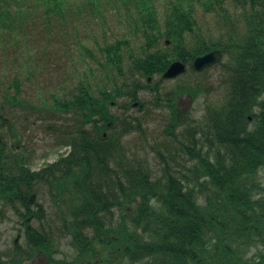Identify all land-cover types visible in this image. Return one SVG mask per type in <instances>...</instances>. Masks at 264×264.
<instances>
[{
    "label": "trees",
    "instance_id": "trees-1",
    "mask_svg": "<svg viewBox=\"0 0 264 264\" xmlns=\"http://www.w3.org/2000/svg\"><path fill=\"white\" fill-rule=\"evenodd\" d=\"M199 8L213 16L212 35L199 23ZM67 21H80L88 30L79 43L85 51L92 48L90 39L121 34L95 43L94 61L112 87L100 85L97 96L88 83L70 101L55 102L57 111L75 110L80 124L58 140L70 153L39 171L26 166L25 148L17 150L0 136V221L8 208L26 226L25 244L15 242L12 251L0 254V264L35 259L93 264L104 262L103 256L108 264H264L262 255L257 261L241 253L264 240V183L258 173L264 169V144L259 142L257 163H251V134L241 147L237 131L264 86V0H0L3 41L22 38L38 22L46 33L56 27L65 33ZM0 49L11 47L2 42ZM213 50L225 58L219 64L218 92L204 117L192 119L180 98L201 97L199 76L210 68L198 73L193 62ZM176 60L189 66L185 75L193 76L194 85L164 90V73ZM18 81L8 86L13 90L8 99L21 94ZM141 92L153 95L152 108L170 115L174 144L167 152L174 150V163L164 161L158 177L122 144L139 126L118 128L120 118L111 112L121 96L128 100V111L140 102ZM139 105L142 111L145 105ZM3 127L12 129L9 123ZM181 156L187 163L178 160ZM39 183L54 208V227L45 223L43 206L34 209L29 203ZM62 240H69L73 260L56 258Z\"/></svg>",
    "mask_w": 264,
    "mask_h": 264
},
{
    "label": "rangeland",
    "instance_id": "rangeland-1",
    "mask_svg": "<svg viewBox=\"0 0 264 264\" xmlns=\"http://www.w3.org/2000/svg\"><path fill=\"white\" fill-rule=\"evenodd\" d=\"M197 18L207 35H212L215 32L211 14H206L199 8ZM35 25L31 24L22 38L13 41L0 40V43L5 42L11 47L9 50L0 49V136L9 146L25 148L31 155L29 166L33 170H38L48 162L54 161L59 155H66L68 147L58 142V139L74 130L75 125L80 124V116L77 112L57 111L55 102L70 101L73 95L79 91V86H86L88 83L92 85L97 96H100V92L97 91L100 85L112 84L103 77L94 61V54L98 53L95 43L103 44L106 39L111 41L121 34L114 32L112 36L103 40L100 38L99 42L91 39L89 42L85 40L92 47L85 51L79 45L82 43L80 41L84 39L81 34L85 33V30L88 31L83 28L82 22L67 21L63 26L65 33L56 30L59 27H56L51 33H46L42 30L41 23L38 22ZM91 53L92 56H90ZM99 57L97 54L96 58ZM221 72L220 66H217L199 76L198 81L202 84L203 92L197 100L186 96L180 98V107L184 112H189L192 119L194 117L198 120L202 119L205 108L214 103L215 99L212 100V95L216 96V92H218L217 77ZM187 76L180 77L178 80L183 79L181 82L178 80L165 82L163 89L170 90L178 84H187L188 82L194 85L193 76ZM14 80H19L18 82L21 84V94L16 95L15 100L7 98L11 97L10 94L13 93V90L9 91L7 88ZM108 87L110 88L112 85ZM219 93L221 94L220 90ZM139 96L140 102L145 103L146 109L143 107V110L139 111V106H137V108L129 107L127 111L124 106L128 100L121 96L116 101L117 104L111 105V112L120 118L117 124L118 128L125 124L139 126L138 131L124 136L122 144L135 161L145 163L155 174V177H158L163 163H174L171 160L174 150L170 154L167 152V149H170L169 147L174 144L168 134L170 115L165 110L151 107L150 100L153 95L141 92ZM121 108L123 109L121 110ZM134 117L137 119L136 123L132 121ZM7 123L11 124V131L3 127ZM176 134H180V132ZM178 160L181 163L186 162L184 156ZM35 188H38L36 189L38 192L37 202L42 204L45 209L47 216L45 223L54 227L53 221L56 217H54V208L48 194L41 183L36 184ZM7 213V218L0 221V254L12 251L15 242L20 245L25 244L23 233L26 226L23 220L13 211ZM28 223L31 226L37 225V222L32 219ZM60 245V251L56 253V258L73 260L76 253L71 248L69 240H62ZM242 252H246L245 259H252L259 255L264 256V240H255L251 247L242 249ZM96 257L98 258V256ZM106 257L103 256L104 262L98 263L96 260L93 264H108V261L105 260ZM24 264H44V262L42 259H35Z\"/></svg>",
    "mask_w": 264,
    "mask_h": 264
},
{
    "label": "flooded vegetation",
    "instance_id": "flooded-vegetation-1",
    "mask_svg": "<svg viewBox=\"0 0 264 264\" xmlns=\"http://www.w3.org/2000/svg\"><path fill=\"white\" fill-rule=\"evenodd\" d=\"M257 92L259 93V95H258V99L255 101L253 105L254 107L253 113L248 117V120L243 122V126L237 130L239 133L238 142L241 147L244 144V140L248 141L247 136L251 134V138H250L251 139V151H250L251 163H257L258 155L256 154V151L258 150L259 142L261 141V143L264 144V86L257 89ZM132 107H135V106L133 105ZM122 109L123 108H121V110ZM239 162L240 163L242 162L241 151H240ZM0 171H1V163H0ZM258 173H259V178L261 182L264 183V169H260ZM260 257L261 255H259L258 257H255V259L258 261L260 260Z\"/></svg>",
    "mask_w": 264,
    "mask_h": 264
},
{
    "label": "water",
    "instance_id": "water-1",
    "mask_svg": "<svg viewBox=\"0 0 264 264\" xmlns=\"http://www.w3.org/2000/svg\"><path fill=\"white\" fill-rule=\"evenodd\" d=\"M222 59V54L220 51L216 50L210 52L206 55L197 57L194 61V68L197 71H202L207 67L213 66L217 64ZM186 72V66L180 61L174 62L170 65L166 73L164 74V78L171 79L177 77ZM34 198V196H33ZM32 201V200H31Z\"/></svg>",
    "mask_w": 264,
    "mask_h": 264
}]
</instances>
